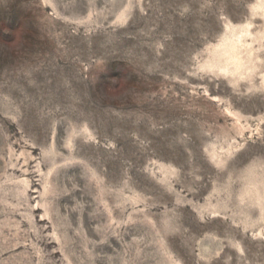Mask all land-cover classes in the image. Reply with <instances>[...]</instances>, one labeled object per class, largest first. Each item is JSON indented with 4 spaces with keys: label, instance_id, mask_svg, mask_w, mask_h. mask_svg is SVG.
Masks as SVG:
<instances>
[{
    "label": "rangeland",
    "instance_id": "1",
    "mask_svg": "<svg viewBox=\"0 0 264 264\" xmlns=\"http://www.w3.org/2000/svg\"><path fill=\"white\" fill-rule=\"evenodd\" d=\"M0 264H264V0H0Z\"/></svg>",
    "mask_w": 264,
    "mask_h": 264
}]
</instances>
